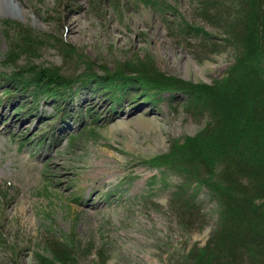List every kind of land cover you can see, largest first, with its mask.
<instances>
[{
  "label": "rangeland",
  "instance_id": "374dc122",
  "mask_svg": "<svg viewBox=\"0 0 264 264\" xmlns=\"http://www.w3.org/2000/svg\"><path fill=\"white\" fill-rule=\"evenodd\" d=\"M17 1L27 18L0 11V69L7 72L29 60L74 75L87 61L100 74L146 61L198 85L225 77L235 61L232 48L209 52L198 46L200 36L180 33L181 16L205 24L193 0ZM24 27L37 37L36 52L16 64L6 57ZM100 89L75 85L66 100L70 117L55 123L53 140L51 100L33 102L28 116L15 110L18 98L1 102L0 264H37L36 251L55 238L76 243L79 264H188L217 226L219 205L197 183L187 196L201 205L204 224H185L169 205L179 177L157 164L205 128L209 111L198 114L189 106L198 100L181 89L154 96L134 81L115 96Z\"/></svg>",
  "mask_w": 264,
  "mask_h": 264
},
{
  "label": "trees",
  "instance_id": "16d2710c",
  "mask_svg": "<svg viewBox=\"0 0 264 264\" xmlns=\"http://www.w3.org/2000/svg\"><path fill=\"white\" fill-rule=\"evenodd\" d=\"M193 1L205 24L181 16L180 33L200 36L198 46L209 52L229 47L235 51V61L220 80L194 85L168 76L146 61L122 63L113 70L105 67L101 74L87 61V70L74 75L65 74L59 66L29 60L9 72L0 69V114L4 99L18 98L15 110L23 116L31 113L30 106L51 100L57 111L48 133L53 140L57 124L70 117L66 100L75 85H100L110 96H115L117 88L126 90L132 81L148 87V94L154 96L165 88L189 92L191 99L198 100L189 106L198 114L209 111L210 121L199 134L173 144L165 160L157 164H166L168 173L179 177L169 205L186 225L204 224L205 218L197 200L187 196L188 184L206 186L220 212L206 244L191 250L188 264H264V0ZM15 40L6 60L19 64L23 55L30 59L36 52L37 37L24 27ZM85 116L80 113V125ZM35 258L37 264H79L80 259L76 243L68 238L53 239L36 251Z\"/></svg>",
  "mask_w": 264,
  "mask_h": 264
},
{
  "label": "bare ground",
  "instance_id": "6f19581e",
  "mask_svg": "<svg viewBox=\"0 0 264 264\" xmlns=\"http://www.w3.org/2000/svg\"><path fill=\"white\" fill-rule=\"evenodd\" d=\"M14 3H16V5L11 4V2H9V0H0V11L8 14V13H16L18 14V16L22 17V18H27V13L25 10H22V6L21 3L18 2L17 0H13Z\"/></svg>",
  "mask_w": 264,
  "mask_h": 264
}]
</instances>
